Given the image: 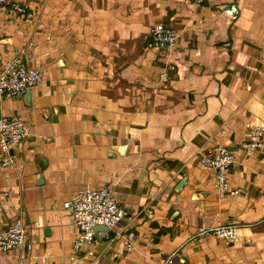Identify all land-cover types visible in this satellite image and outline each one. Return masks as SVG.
I'll return each instance as SVG.
<instances>
[{
  "label": "crops",
  "instance_id": "crops-1",
  "mask_svg": "<svg viewBox=\"0 0 264 264\" xmlns=\"http://www.w3.org/2000/svg\"><path fill=\"white\" fill-rule=\"evenodd\" d=\"M16 1L30 16L0 6V67L19 56L42 81L0 98L29 124L0 159V230L18 219L30 243L0 264H264V145L242 148L264 127V0ZM156 24L173 48L148 46ZM220 144L236 160L226 198L202 161ZM87 187L126 206L132 250L106 232L74 249L66 203ZM220 225L238 238L208 231Z\"/></svg>",
  "mask_w": 264,
  "mask_h": 264
},
{
  "label": "built area",
  "instance_id": "built-area-1",
  "mask_svg": "<svg viewBox=\"0 0 264 264\" xmlns=\"http://www.w3.org/2000/svg\"><path fill=\"white\" fill-rule=\"evenodd\" d=\"M202 5L208 0H191ZM0 6H9L21 15L30 16L26 5L16 0H0ZM225 12L235 16L237 8L231 6ZM178 39L177 31L165 24L154 25L149 34L148 46L158 49H171ZM42 81L41 70L28 68L19 56L8 60L0 67V98H21L27 91ZM29 133V124L20 116H0V159L3 166H8L15 160L14 148ZM250 138L242 143L246 152H252L264 145V127L253 126L249 131ZM202 161L211 166L215 174V189L221 198L235 195L236 190L230 185L228 174L236 160L233 150L224 144L217 146L212 155L202 157ZM8 198L7 192H0V200ZM66 208L70 212L73 224L82 230V234L75 240L74 249L79 250L84 245L97 239L95 226L105 225L115 232V235L127 239V248H134L135 236L125 233L127 208L117 201L112 189L108 187H87L67 201ZM215 236L233 241L238 238L237 227L234 225H220L208 230ZM101 233V232H100ZM99 233V234H100ZM30 247L27 228L20 220H14L7 229L0 230V254L9 251ZM170 258L168 263H172Z\"/></svg>",
  "mask_w": 264,
  "mask_h": 264
},
{
  "label": "water",
  "instance_id": "water-1",
  "mask_svg": "<svg viewBox=\"0 0 264 264\" xmlns=\"http://www.w3.org/2000/svg\"><path fill=\"white\" fill-rule=\"evenodd\" d=\"M95 232L96 235L99 236L100 232H106L108 236L114 237L115 232L112 229H109L107 226L105 225H97L95 226Z\"/></svg>",
  "mask_w": 264,
  "mask_h": 264
}]
</instances>
